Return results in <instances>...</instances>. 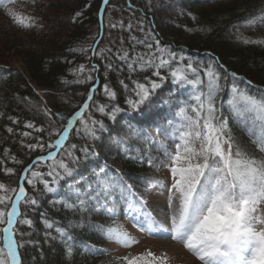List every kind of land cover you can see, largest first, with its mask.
Returning <instances> with one entry per match:
<instances>
[{
  "label": "snow or ice",
  "instance_id": "1",
  "mask_svg": "<svg viewBox=\"0 0 264 264\" xmlns=\"http://www.w3.org/2000/svg\"><path fill=\"white\" fill-rule=\"evenodd\" d=\"M102 2L107 5L109 0ZM16 3L17 0H0V7L8 9L9 5ZM7 15L24 28L36 26L37 23L32 17H27L28 23H23L24 18L18 17L11 10ZM260 19L264 21V17ZM247 23L253 25L255 20L250 19ZM111 27L115 28L116 25ZM120 27L123 28L122 22ZM131 27L129 24V30ZM140 30L144 31L142 26ZM199 30L211 31V28ZM131 39L135 44H142L148 51H134L130 55L127 50H121L115 53L116 58L126 66L129 78L136 72L150 71L151 75L145 76L144 82L132 80L131 87L123 79L119 80L124 91L131 93L125 99L127 108L111 103L116 100L117 91L108 83L99 85L98 77L93 75L99 71L96 64L89 67L81 64L70 73L75 77L74 80L63 81L66 85L94 82L79 111L66 119L50 108L42 109L51 124H55L56 120L61 122L62 130L53 128L58 137L54 142L45 143L43 137H36V143L25 145L31 151H48L47 155L38 156L24 169L18 186L12 187L0 182V225H4L0 228L3 233L0 237L3 243V247H0V264H22L19 248L23 247V242L13 238L14 232L20 236L25 235L18 231L17 225L22 223L31 228L32 221L22 219L24 214L21 205L35 209L41 203L36 195L29 194L25 183L31 186L33 193L55 196L60 190L61 180L71 177L82 160L98 155L94 146L78 147L69 140L77 123L82 127L83 135L91 141L99 140V133L107 131L103 120L95 119L89 112L90 104L95 112L113 122L117 114L139 112L141 106L148 104L141 114L148 119L158 118L164 123L163 128L155 125L156 130L162 132L173 147L162 145L164 159L158 163H154L151 156L145 160L138 148L133 150L123 145L120 150L129 160L140 164L146 162L158 170L167 168L170 183L154 180L144 192H138L118 170L113 172L105 163L91 169L92 178L83 190H74V200L73 197H55L51 200L53 206L60 204L65 210L83 213L90 206L103 207L105 200H111L113 207L123 203L126 205V218L140 231L156 239H170L182 244L198 264H264V211L260 210V206L264 205V93L257 96L247 88L239 87L237 80L241 78L235 72H228L223 65L218 66L216 60L205 64L185 55L183 51H174L171 46L162 45L151 32L146 33L143 40L135 36ZM242 43L260 44L264 41L242 38ZM69 51L86 53L88 49L73 48ZM108 51L111 52V49ZM91 53L92 56L109 60L103 49L97 51L92 47ZM92 56L88 59L91 60ZM105 69V75L107 71L113 70L111 62L105 64ZM221 69L225 79L227 76L232 77L226 101L228 110L252 137L261 154L259 157L237 144L228 120L224 118V101L220 97L224 89ZM121 70L119 66L115 68L117 72ZM166 82L171 87L163 95L173 97L174 102L161 99L156 106H152L151 98L156 96L157 90ZM244 83L250 85L251 81ZM97 86L102 88L108 104H99L94 100ZM33 107L41 111L40 106ZM85 113H88L87 117ZM241 117L244 119L241 120ZM9 119L18 123L13 117ZM65 119L66 123H63ZM249 122L251 127H247ZM24 127L40 133L46 130L32 122H27ZM7 131L12 133L13 128L9 127ZM80 134L81 130L77 128L76 135ZM21 135L28 137L31 133L23 132ZM138 135L143 141H152L147 132L142 131ZM78 152L82 155H77ZM133 152L136 154L133 155ZM4 155L8 156V150H5ZM10 159L21 163L15 156ZM41 162H50L46 163V173L34 170V166ZM0 164H3V160H0ZM3 172L12 174L14 169L5 167ZM38 184L43 186L42 189L37 187ZM67 187L71 188L72 184L69 183ZM152 188L166 194L164 209L155 215L148 208L147 200ZM104 211L111 212V209L104 208ZM43 223L47 229L58 233L59 239L67 245L66 258L71 257L77 247L81 254L100 251L91 242L74 239L66 228L54 227L53 221L44 219ZM89 227L122 247L138 243L120 226L104 228L102 225L91 224ZM122 261L124 264H168V257L166 254L157 256L148 251L137 256H124Z\"/></svg>",
  "mask_w": 264,
  "mask_h": 264
},
{
  "label": "trees",
  "instance_id": "2",
  "mask_svg": "<svg viewBox=\"0 0 264 264\" xmlns=\"http://www.w3.org/2000/svg\"><path fill=\"white\" fill-rule=\"evenodd\" d=\"M102 5V0H35L34 3L33 0H17L8 9L0 7V160H3V164H0V182L12 187L18 186L24 169L38 156L47 155V149L31 151L25 145L36 143V137H43L45 143L54 142L58 138L53 128L61 129V122L56 120L55 124H51L43 114V108H50L66 119L79 111L94 82L63 83L64 80L75 79L70 73L79 65L89 67L94 58L100 67V71L93 73L98 77L99 85L110 84L117 91V98L111 103L127 108L125 99L131 93L124 91L119 80L123 79L131 87L132 80L144 82V77L151 75L150 71L136 72L129 78L126 66L116 58L115 53L121 50H127L130 55L134 51H148L142 44H135L132 36L143 40L145 34L151 32L162 45L171 46L174 51H183L185 55L205 64L214 59L218 66L223 65L228 72H235L241 78L237 80L239 87L247 88L257 96L264 93V43H242V38L264 41V21L260 19L264 17V0H111L105 18L107 12L116 6L124 19L123 28L118 26L113 33L115 37L109 48L103 49L104 35L97 49L105 50L109 60L93 57L91 53L100 32L99 11ZM9 10L24 18L23 23H28L27 17L34 18L36 26H19L7 15ZM77 13L80 15L77 16ZM250 19L255 20V24L249 25L247 22ZM129 24L132 25L130 30ZM141 26L144 31L140 30ZM106 28L105 24V31ZM200 28H211V31H200ZM73 48H87L88 51H69ZM89 56H92L91 60ZM109 62L113 70L107 71L105 75V64ZM17 63H22L23 68H17ZM117 66L122 70L115 71ZM221 75L224 89L220 97L226 102L232 77L227 76L225 79L223 69ZM244 81H251V84L246 85ZM170 87V83L166 82L157 90L156 96L151 98L150 104L156 106L161 99L174 102L173 97L163 95ZM94 100L99 104L109 103L100 86L97 87ZM225 102L223 115L228 120L237 144L259 157L261 154L252 137L237 123ZM33 105L40 106L41 111H37ZM148 106L143 105L139 112L128 115L117 114L113 122L95 112L90 104L89 112L95 119L103 120L107 131L99 133V140L91 141L83 135L82 127L77 123L69 140L78 147L94 146L98 155L82 160L71 177L61 180L60 190L55 196L33 193L31 186L25 183L29 194L36 195L41 203L35 209L21 205L24 214L22 219L32 221L31 228L22 223L17 225L18 231L25 235L15 233L16 239L23 242V247L19 248L22 264H124L123 257L117 256L111 247L115 242L108 241L89 227L91 224L102 225L104 228L120 226V211L125 206L123 203L113 207L111 200H105L103 207L90 206L88 211L81 213L65 210L60 204L53 206L51 200L55 197H73L74 190H83L92 178L91 169L105 163L113 172L118 170L138 192L149 188L151 181L161 180L167 168L158 170L146 162L140 164L129 160L120 150L123 145L133 150L138 148L145 160L151 156L153 162L158 163L164 159L162 145L173 147L172 142L156 130L155 125L163 128L164 123L158 118L148 119L141 114ZM87 115L85 113V117ZM9 117L18 120V123H13ZM66 119L63 123H66ZM27 122L46 130L40 133L25 128ZM9 127L13 128L12 133L7 131ZM247 127H251L250 123ZM77 128L81 130L79 136L76 135ZM142 131L149 133L152 141L141 140L138 134ZM23 132H30L31 136L21 135ZM5 150H8V156L4 155ZM77 155L82 154L78 152ZM12 156L21 163L13 162L10 159ZM46 163L34 166V170L46 173ZM5 167L14 169V172L5 174ZM69 183L72 184L71 188L67 187ZM37 187L42 189L43 186L38 184ZM104 208L111 209V212L104 211ZM44 219L53 221L54 227L66 228L78 241L91 242L100 251L81 254L77 247L72 256L66 258L67 245L59 239L58 233L45 227ZM2 227L4 225H0ZM0 247H3L2 240Z\"/></svg>",
  "mask_w": 264,
  "mask_h": 264
},
{
  "label": "rangeland",
  "instance_id": "3",
  "mask_svg": "<svg viewBox=\"0 0 264 264\" xmlns=\"http://www.w3.org/2000/svg\"><path fill=\"white\" fill-rule=\"evenodd\" d=\"M123 19H124V16L121 14L120 11H118L116 6H113L107 12V15L105 18V24L107 28L104 33L105 38L103 39L104 40L103 49L109 48L111 42L113 41L112 39L115 37L114 35L115 30L118 28V26H120ZM113 24L116 25L115 28L111 27V25ZM92 63L96 64L100 71L99 64L95 63L94 58L92 60ZM16 67L22 69L23 68L22 63H17ZM42 99H43L42 102L45 104V100L43 97ZM240 119L243 120L244 118L241 117ZM161 180H164L165 182L170 183V173L168 169H167L166 174L162 176ZM165 195L166 194L160 193L159 190L156 188L151 189L150 194L147 197V200H148V208L153 211L154 215L160 212L162 209H164ZM260 210L264 211V205L260 206ZM119 218L121 219L120 227H122L132 237H134L138 241V243L132 245L131 247H127V248L122 247L118 243L113 244L111 247L112 249L115 250L117 256L119 257L130 256L131 257V256H137L140 254H145L148 251H151L157 256L161 254H166L168 257V264H198V261L195 260V258L184 248L182 244L176 241L170 240V239H156L148 235L146 232L135 229L137 227L133 225L131 220L126 218V205L123 206V208L121 209Z\"/></svg>",
  "mask_w": 264,
  "mask_h": 264
},
{
  "label": "water",
  "instance_id": "4",
  "mask_svg": "<svg viewBox=\"0 0 264 264\" xmlns=\"http://www.w3.org/2000/svg\"><path fill=\"white\" fill-rule=\"evenodd\" d=\"M105 8L106 5L103 4L101 9H100V14H99V20H100V26H101V30H100V36L98 38V40L96 41L94 47L97 49L99 43L101 42L103 36H104V14H105ZM15 239V236L13 237Z\"/></svg>",
  "mask_w": 264,
  "mask_h": 264
},
{
  "label": "bare ground",
  "instance_id": "5",
  "mask_svg": "<svg viewBox=\"0 0 264 264\" xmlns=\"http://www.w3.org/2000/svg\"><path fill=\"white\" fill-rule=\"evenodd\" d=\"M110 1H111V0H109V2H110ZM109 2H108V4H109ZM108 4H107V5H108ZM107 5H106V8H105V10L107 9Z\"/></svg>",
  "mask_w": 264,
  "mask_h": 264
}]
</instances>
